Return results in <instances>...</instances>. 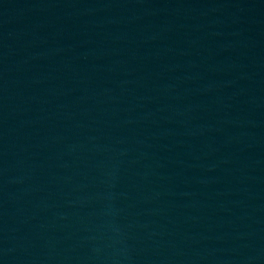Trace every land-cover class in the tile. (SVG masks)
<instances>
[{
  "label": "water",
  "instance_id": "1",
  "mask_svg": "<svg viewBox=\"0 0 264 264\" xmlns=\"http://www.w3.org/2000/svg\"><path fill=\"white\" fill-rule=\"evenodd\" d=\"M0 264H264V0H0Z\"/></svg>",
  "mask_w": 264,
  "mask_h": 264
}]
</instances>
